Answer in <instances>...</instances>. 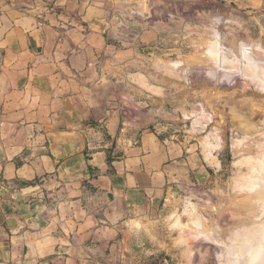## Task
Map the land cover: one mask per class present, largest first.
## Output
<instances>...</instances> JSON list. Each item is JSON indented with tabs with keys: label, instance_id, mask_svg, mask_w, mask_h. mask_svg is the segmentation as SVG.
Returning a JSON list of instances; mask_svg holds the SVG:
<instances>
[{
	"label": "crops",
	"instance_id": "crops-1",
	"mask_svg": "<svg viewBox=\"0 0 264 264\" xmlns=\"http://www.w3.org/2000/svg\"><path fill=\"white\" fill-rule=\"evenodd\" d=\"M130 1L0 0V264H120L207 177L151 129L163 88L125 43Z\"/></svg>",
	"mask_w": 264,
	"mask_h": 264
},
{
	"label": "rangeland",
	"instance_id": "rangeland-1",
	"mask_svg": "<svg viewBox=\"0 0 264 264\" xmlns=\"http://www.w3.org/2000/svg\"><path fill=\"white\" fill-rule=\"evenodd\" d=\"M120 19L125 43L137 47L163 88L155 93L161 111L151 129L189 148L207 174L175 191L120 264H219L231 234L264 215L257 191L263 72L245 66L247 53L264 64V0H134ZM150 32L153 39L144 36ZM198 224L211 237L199 228L193 235Z\"/></svg>",
	"mask_w": 264,
	"mask_h": 264
},
{
	"label": "bare ground",
	"instance_id": "bare-ground-1",
	"mask_svg": "<svg viewBox=\"0 0 264 264\" xmlns=\"http://www.w3.org/2000/svg\"><path fill=\"white\" fill-rule=\"evenodd\" d=\"M219 35V34H218ZM215 36V35H214ZM217 37V36H216ZM216 41V40H215ZM217 45V44H216ZM217 46H219V45H217ZM213 47V46H212ZM219 48V47H218ZM258 48H259V46H258ZM214 49H217V48H215L214 47ZM214 49H212L213 51H214ZM209 51H211V50H209ZM213 53H219V51H214ZM246 54V52L244 53V55ZM250 54L249 53H247L246 54V56H245V58H247V56H248V64L247 63H245L246 65L245 66H247V69L248 70H250L251 71V74H256V72H257V70L255 71V70H253V68L255 67H252L251 65H256L257 67H260L261 68V71L263 72V73H261V75H260V73H259V76H263V82H264V64H260V62H257V61H255L254 59H252V56L250 57L249 56ZM217 56H218V54H217ZM221 57V56H220ZM224 57H225V55H224ZM219 58V57H218ZM214 60H216L215 58H214ZM246 62V61H245ZM231 63V62H230ZM228 64V63H227ZM257 67H255V68H257ZM254 68V69H255ZM244 70V69H243ZM242 70V71H243ZM254 71V72H253ZM244 74V73H243ZM251 74H250V76H251ZM263 74V75H262ZM257 75H258V73H257ZM187 76V75H186ZM254 77H255V75H253ZM254 77H253V79H254ZM258 77V76H257ZM187 79V78H186ZM235 79V78H234ZM259 79H260V77H259ZM257 81H258V78L256 79ZM260 81H261V79H260ZM263 84V83H262ZM259 85V84H258ZM264 86V85H263ZM261 87V86H260ZM264 90V89H263ZM248 125V124H247ZM248 128V127H247ZM251 135V134H250ZM240 136V135H239ZM259 140V139H258ZM235 145V144H234ZM258 146V145H257ZM263 146V145H262ZM258 148V147H257ZM260 149V148H259ZM236 151V150H235ZM262 152V151H261ZM261 154V153H260ZM262 155H264V153L262 154ZM248 158V157H247ZM256 160V159H255ZM263 160V161H262ZM262 160H260V162L262 161V162H264V157H263V159ZM260 162H258V163H260ZM263 163H260V165H262ZM264 165V164H263ZM257 167H259V165L257 166ZM261 167V166H260ZM255 169H256V167H255ZM259 169V171L257 172V171H254L257 175H260V174H262V175H260V177H259V188L257 189V191L259 192V195H258V193H257V195H258V197L260 196L261 197V199L263 200L264 199V175H263V173H264V168H262L261 167V169L260 168H258ZM257 169V170H258ZM252 170V169H251ZM253 170H254V168H253ZM252 172V171H251ZM250 172V173H251ZM253 172V173H254ZM251 175V174H250ZM249 175V176H250ZM253 176V175H252ZM252 178V177H251ZM254 181H255V178H254ZM257 182V181H256ZM256 182H255V184H256ZM257 183V184H258ZM255 191V190H254ZM256 195V196H257ZM258 199H260V198H258ZM261 199L259 200L260 202H262L261 201ZM263 202H264V200H263ZM254 205H256V204H254ZM263 206H264V203L262 204ZM262 205H261V203H260V206H261V208L260 209H264V208H262ZM257 206V205H256ZM256 206H254V208L256 207ZM254 208H252L253 210H254ZM259 209V210H260ZM263 210H261L260 212H262ZM264 212V211H263ZM260 219V218H259ZM255 221L257 222V223H255ZM254 221V223H251L252 225H249V227H248V225L246 226V227H241V228H239L240 230H237V231H235V233L233 232V236H232V234H231V237H232V239L231 240H229V238H230V235H228V236H226V237H229L228 238V240L230 241V243L229 244H226V243H223V241H226L225 240V238H224V240H222V243H223V245L222 246H224V248L226 249V250H224V251H227V254H225V258L221 261H219L218 263L219 264H264V215H263V217H261V220H260V222H258V220H255ZM209 223V222H208ZM209 225V224H208ZM195 226V225H194ZM200 227L201 228H203L202 227V225H200V224H198V225H196L194 228H195V232L193 231V235H194V233H196L197 232V229L199 228V232H201V234H203L202 233V231H201V229H200ZM238 228V227H237ZM233 229V228H232ZM186 230V229H185ZM187 231H189V230H187ZM204 231V230H203ZM190 232H191V230H190ZM205 232V231H204ZM198 233V232H197ZM191 234V233H190ZM205 234V233H204ZM203 234V235H204ZM192 235V237H194ZM197 235V234H196ZM199 235H200V233H199ZM198 236V235H197ZM196 236V237H197ZM201 236V235H200ZM205 237H207L206 235H204ZM208 237H211V236H208ZM207 237V238H208ZM195 238V237H194ZM198 238H200V237H198ZM204 239H206V238H204ZM212 239V238H211ZM213 239H214V237H213ZM212 239V240H213ZM215 239H218V238H215ZM215 239L213 240V241H215ZM220 239H223V238H220ZM227 239V238H226ZM210 241V240H209ZM219 241H221V240H219ZM206 242V241H205ZM194 243V242H193ZM196 243V242H195ZM216 243H217V240H216ZM219 243V242H218ZM217 243V244H218ZM221 243V242H220ZM215 245V244H214ZM221 245V244H220ZM227 245V246H226ZM216 249V248H215ZM215 251L216 250H214V253H215ZM223 251V252H224ZM217 252V251H216ZM217 254V253H216ZM218 258V257H217Z\"/></svg>",
	"mask_w": 264,
	"mask_h": 264
}]
</instances>
